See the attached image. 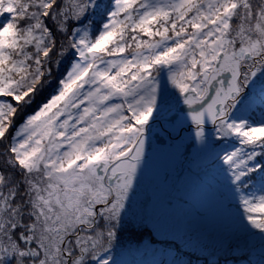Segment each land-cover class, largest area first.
<instances>
[{
    "label": "snow or ice",
    "instance_id": "snow-or-ice-1",
    "mask_svg": "<svg viewBox=\"0 0 264 264\" xmlns=\"http://www.w3.org/2000/svg\"><path fill=\"white\" fill-rule=\"evenodd\" d=\"M159 151L218 185L235 226L150 212ZM258 248L264 0H0V264H264Z\"/></svg>",
    "mask_w": 264,
    "mask_h": 264
},
{
    "label": "rangeland",
    "instance_id": "rangeland-1",
    "mask_svg": "<svg viewBox=\"0 0 264 264\" xmlns=\"http://www.w3.org/2000/svg\"><path fill=\"white\" fill-rule=\"evenodd\" d=\"M178 171H180V167L171 152L159 151L151 155V159L149 161V167L146 170L144 180L142 182L141 191L144 193L151 194L153 196L154 207L150 209L149 211L153 212L156 216L160 214L159 211H157L160 204L167 205L168 199H174L177 201H179L180 199H184L183 197L184 191L176 195L167 194V188L172 187L175 182H178L176 180L178 178L176 177ZM166 174L168 176L167 181H165ZM190 184L191 183L188 182V184L186 185L187 190L190 187ZM195 187L199 188V186L196 184H195ZM214 187H215V190H218L219 188V186H217L215 183H214ZM183 188L184 187H182V189ZM203 189L207 191V193L210 192L209 194H211V191L213 188L208 187L207 184H205V186H203ZM192 192H193V187H192ZM192 197H193V194H192ZM188 201H189L188 203L189 207L185 210L187 211L185 212V214L189 215V218L187 219L186 222L193 221L195 222L196 226L206 228L204 227V224H203L204 220L202 219V216L207 214L211 216V218L213 217L218 220L217 225H219L221 229L235 226V222L229 218L227 211L220 203L219 198L215 201L213 200L212 197L210 198L209 196H205L204 201L208 204L207 209H205L202 212L203 214H200V215L196 213L197 206L199 205L200 202L203 203V206H204V201L202 199V195L200 194V191H198V194L196 195V197L195 196L193 197V200L191 199ZM179 223H181V220L174 223V225H178ZM257 250L258 251L255 254L254 259L258 261L261 258V255L264 254V250L259 249V248ZM140 258L141 259L139 260V257H136V264H152V261L154 259H159V257H154L151 251L142 253L140 255Z\"/></svg>",
    "mask_w": 264,
    "mask_h": 264
},
{
    "label": "trees",
    "instance_id": "trees-1",
    "mask_svg": "<svg viewBox=\"0 0 264 264\" xmlns=\"http://www.w3.org/2000/svg\"><path fill=\"white\" fill-rule=\"evenodd\" d=\"M195 166H194V172H195ZM178 182H175L173 184L172 187L170 188H167V194L168 195H176V194H179L180 192L184 191L183 193V197L184 199L183 200H193V197L198 194V191H200V194L202 195V199L204 201L205 199V196H209L210 198L212 197L213 200H217L219 197L217 195V190H215V187H214V182H213V186H212V191H211V194H209L210 192L207 193V191H205L204 188L203 189V186H205V184H201L195 174H189L187 171H185V175L183 177V179H176ZM188 182H190V187L188 188L187 190V187L186 185L188 184ZM195 184L199 186V188H196L195 187ZM218 186V185H217ZM182 187H184L182 189ZM192 187H193V192H192ZM182 189V190H181ZM207 189V188H206ZM192 194H193V197H192ZM213 194V195H212ZM212 201V199H211ZM207 203L204 201V206H203V203H199V205L197 206V209H196V213H198L199 215L200 214H203L202 212L207 209ZM188 204L187 205H184V204H178V207L175 209V212L173 210H169L167 208V205L166 204H160L159 208L157 209V211H159V215L157 216L158 218H161L162 220H164L166 223L168 224H174L178 221L181 220V223H187V219L189 218V215H186L185 211L187 208H188ZM166 213H168L166 215ZM202 219L204 220V227H206L205 229H207L208 232H212V231H217V230H220V226L217 225L218 223V220L215 219V218H211V216L209 215H204L202 216ZM216 224H214V223ZM179 223V224H181ZM157 239H162V237L160 236H157ZM147 242V241H145ZM160 246L162 245H154V247H159L161 248ZM258 251V250H257ZM257 253V252H256ZM139 257V260L141 259L140 258V255L138 256ZM255 257V256H254Z\"/></svg>",
    "mask_w": 264,
    "mask_h": 264
}]
</instances>
